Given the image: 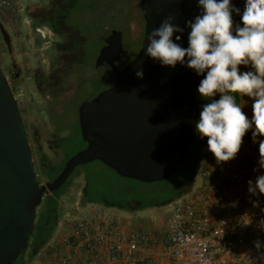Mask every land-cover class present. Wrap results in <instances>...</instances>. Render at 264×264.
I'll use <instances>...</instances> for the list:
<instances>
[{"label":"water","instance_id":"1","mask_svg":"<svg viewBox=\"0 0 264 264\" xmlns=\"http://www.w3.org/2000/svg\"><path fill=\"white\" fill-rule=\"evenodd\" d=\"M232 3L243 12L245 0ZM140 9L145 21L140 53L119 71L123 35L113 31L106 39L96 67L109 65L116 81L81 105L80 129L87 146L47 184L37 181L29 133L0 62V264H15L28 249L44 198L60 190L78 167L99 161L121 178L154 184L172 178L190 153L204 100L197 91L203 77L180 64L162 66L145 50L151 31L169 15L185 28L179 43L187 47L185 22L199 14L197 0H140ZM232 15L234 26L242 24ZM0 35L11 53L13 37L2 22ZM141 67L142 79L136 75Z\"/></svg>","mask_w":264,"mask_h":264},{"label":"built area","instance_id":"2","mask_svg":"<svg viewBox=\"0 0 264 264\" xmlns=\"http://www.w3.org/2000/svg\"><path fill=\"white\" fill-rule=\"evenodd\" d=\"M14 1L0 0L8 29L25 12ZM243 111L251 118L252 100ZM256 148L249 131L231 161L218 164L203 149L191 196L168 205L162 227L148 229L103 206L76 205L60 217L38 257L45 264H264V247L254 246L257 240L264 243V194L248 190V181L264 173L257 167Z\"/></svg>","mask_w":264,"mask_h":264},{"label":"rangeland","instance_id":"3","mask_svg":"<svg viewBox=\"0 0 264 264\" xmlns=\"http://www.w3.org/2000/svg\"><path fill=\"white\" fill-rule=\"evenodd\" d=\"M30 1L31 0H24L21 2L19 0L18 4L21 2L20 4H22L23 7H26L27 3ZM69 1L73 6L69 14L68 23L73 25L80 34V37L83 38L82 47L85 50L84 62L87 64L75 71L72 80H69V82L72 81L70 89L59 97L57 101H59L60 105L57 109L52 111L51 114V120L56 126L55 133L60 136L64 135L58 142V157L55 161V167L50 173L51 177L60 174L65 163L86 148V143L81 135L79 122V109L81 105L85 102L92 101L99 94L110 89L116 81V76L109 65L105 64L97 68L95 63L111 31H119L123 35L124 51L117 64L119 71L138 56L142 49L145 36V21L140 9V0ZM14 3L16 4V0ZM36 11L35 8H31L28 15L35 14ZM20 19H18V23L14 26L15 29H10L14 42V48L11 53L8 52L0 35V62L6 70L10 68V61L20 63L24 65L25 68H30L35 59L41 57L40 55L37 57L35 56L38 48L34 50V47H31V45L26 43V30L28 24H26L25 19ZM41 48L42 50L45 49L43 45H40V49ZM240 70L246 71L249 69L243 67L240 68ZM31 77L32 73L27 74V78ZM23 86L24 84L20 83L19 94L22 96V99L24 98ZM245 102L246 106L251 105V98L244 97V103ZM204 103H207V101L203 100V104ZM22 109L30 140L33 139L32 136L35 138L37 134H40L42 141L46 142L49 134L46 126L49 127L50 131L54 130V126L49 125L45 113L27 112L25 111L24 104ZM33 140L36 143V146L32 144L34 160L38 161L40 150L38 146L40 143L39 140ZM199 145H202L203 149H208L207 138L202 140L198 133H196L191 151L185 161L180 165L176 174L167 181L154 184H144L134 180L121 178L99 161L77 168L72 175V181H69V186L64 190V194L58 200L61 209V216L67 213L69 209L76 206V203L82 202V195L86 186H88L89 198L91 201L95 202L91 205L96 206H102L100 204L108 201L125 204L133 200H139L142 204L148 205L175 196L180 190L181 185L187 182L189 178V169L193 166H197L199 169L201 162L198 165H195V157L197 153L194 148L199 147ZM258 150L259 149L256 148L255 155ZM202 155L203 154H201V156ZM50 156H54V154H50ZM257 167H259V165H257ZM36 169L38 172V165L36 166ZM193 184L194 182L192 181L191 184L189 183L185 185V188L182 189L185 196H191L192 193H190V190ZM184 190L186 191L184 192ZM51 202L53 201L51 198H48V196L44 198L42 206L38 209L36 225L39 224L43 212L47 210L48 206L51 205ZM123 207L124 206H120L121 210L112 209V211L118 214L120 218H126L128 215L132 218L134 217L141 225L144 223V220L147 219L148 221L149 218L147 215L144 214L143 216V214H140L141 211L136 213L131 211L127 212L125 208H128L129 205H126L124 209ZM130 207L129 209L134 210L133 205H130ZM157 209L160 211L158 210L159 212H157L156 208L150 210H153L156 216V226L162 227L163 225H166L170 208L167 205L163 208ZM150 210L147 209L144 212ZM144 226L148 229H153L155 227V225H147L146 222L144 223ZM20 259L21 256L15 264H19ZM25 264L45 263L44 259L39 258L37 255L33 262H29L28 257H26Z\"/></svg>","mask_w":264,"mask_h":264},{"label":"clouds","instance_id":"4","mask_svg":"<svg viewBox=\"0 0 264 264\" xmlns=\"http://www.w3.org/2000/svg\"><path fill=\"white\" fill-rule=\"evenodd\" d=\"M197 3L199 14L185 22L190 29L188 46L179 43L185 28L169 15L151 31L145 55L162 66L174 69L180 64L203 77L197 91L207 103L201 107L196 131L200 139L207 138L218 164L235 159L251 131L253 142L259 143V169L264 170V139H260L264 137V0H245L242 13L232 0ZM233 13L242 24L234 26ZM241 65L249 70L241 71ZM136 75L143 78L142 67ZM237 96L251 98V118L243 111L246 102L241 105ZM248 186L251 195L264 194V173L249 180ZM261 224L264 227V221ZM254 246L259 250L264 243L257 240Z\"/></svg>","mask_w":264,"mask_h":264},{"label":"flooded vegetation","instance_id":"5","mask_svg":"<svg viewBox=\"0 0 264 264\" xmlns=\"http://www.w3.org/2000/svg\"><path fill=\"white\" fill-rule=\"evenodd\" d=\"M67 1L68 0H31L27 3L26 7H24L26 17L29 19L26 23L28 24L26 30V43L34 47V50L38 48L35 56L37 57L40 55L41 57H38L39 59L36 58L30 68H25V66L20 63L10 61V68L8 70L4 69L11 83L23 118L24 113L22 111V106L24 104L25 111L27 112H44L49 125L54 126L53 131H50L49 127L46 126L49 133L46 142L42 141L40 134H37L35 138L32 136L33 139L39 140L40 143L38 146L40 149L38 161L34 160V162L35 165L39 167L37 181L41 185L52 182L60 175L58 174L55 177H51L50 174L55 167V161L58 157L59 139L64 136L55 133L56 126L51 120L52 111L59 107L60 103L57 101L59 97L70 89L72 81L69 82V80H72L75 71L87 64L84 62L85 50L82 47L83 45L79 42L80 34L73 25L68 23L71 10H68L66 7ZM31 8H35L37 11L35 14L28 15ZM112 32L113 31H111L110 35ZM40 45H43L45 49H40ZM104 46H106V41ZM31 73L32 77L27 78V74ZM20 83L24 84L23 99L19 94ZM31 144L36 146L34 140ZM50 154H54V156H50ZM72 175L62 188L66 189L69 186L72 181ZM81 203L78 202L76 205L81 208Z\"/></svg>","mask_w":264,"mask_h":264},{"label":"trees","instance_id":"6","mask_svg":"<svg viewBox=\"0 0 264 264\" xmlns=\"http://www.w3.org/2000/svg\"><path fill=\"white\" fill-rule=\"evenodd\" d=\"M70 1H67L66 7L68 10H71L72 8V4L69 3ZM79 42L82 45L83 43V38L80 37L79 38ZM216 99H219V96H217ZM239 101V96H237V102ZM195 151L197 153L195 159V165H198L201 162L202 156V150H203V146L199 145V147H194ZM198 171V167L197 166H193L192 168L189 169V178L187 180V182H185L183 185H181L180 190L177 192V194L175 196L166 198L165 200H161L158 201L156 203H152V204H148V205H144L142 204L141 201L139 200H133L131 202H127L125 204H120L118 202L115 201H108L105 202L102 205L105 208L108 209H120V206H124L123 209L126 207V205L130 207V205H133L134 210L129 209V207L125 208V210H127V212L131 211L133 213L136 212H143L146 211L147 209H155V208H163L169 204H171L172 202H174L175 200L179 199L181 196L184 195L182 189L185 188V185L187 184H191L192 181H195L196 178V174ZM64 190L65 188H62L61 190L53 193V195L48 196V198H51L53 202H51V205L48 206L47 210L45 212H43L42 218L41 220H39V224L36 225L35 228V233L34 235L30 238L29 240V245H28V249L24 252H22L21 254V259L19 264H25V258L28 257L29 262H33L35 257L38 255V253L44 248V246L47 244V242H49V240L53 237L54 232L56 230L58 221L61 217V209L59 206V198H61V196L64 194ZM187 190V189H186ZM184 190V192L186 191ZM95 202L91 201V199L89 198V190H88V186L85 187L84 191H83V195H82V206L81 208H85L91 204H94ZM98 204V203H97ZM132 208V207H130ZM126 212V211H125ZM28 255V256H27Z\"/></svg>","mask_w":264,"mask_h":264},{"label":"crops","instance_id":"7","mask_svg":"<svg viewBox=\"0 0 264 264\" xmlns=\"http://www.w3.org/2000/svg\"><path fill=\"white\" fill-rule=\"evenodd\" d=\"M21 2L22 1H24V0H20ZM20 2V3H21ZM18 4L17 3V7H19V6H21L22 7V4ZM21 18V19H20ZM19 19L20 20H26V23L28 22V18L26 17V12H24L23 14H21V16L19 17ZM0 22H2L4 25H5V19H3V17H2V15L0 14ZM6 27V26H5ZM7 28V27H6ZM8 29V28H7ZM12 29H15V28H12ZM9 30V32H10V29H8ZM17 30V29H16ZM238 103H240L241 105H243V103H244V98H241V97H239V101H238ZM112 210V209H111ZM156 210H157V212H159L160 210L159 209H157L156 208ZM159 210V211H158ZM140 214H143V216H144V214L145 215H147V217L149 218L148 219V221H147V219L146 220H144V223L146 222V224L147 225H157L156 223L157 222H155V220H156V216H155V214H154V211L153 210H150V211H148V212H140ZM132 221L135 223V222H137L138 223V221L137 220H135V218L133 217L132 218ZM143 223V222H142ZM144 223L142 224V225H144Z\"/></svg>","mask_w":264,"mask_h":264}]
</instances>
